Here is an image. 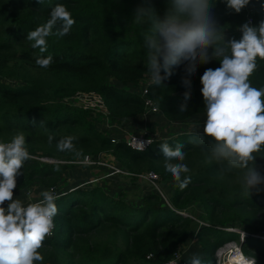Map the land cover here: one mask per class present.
Here are the masks:
<instances>
[{
    "label": "trees",
    "instance_id": "obj_1",
    "mask_svg": "<svg viewBox=\"0 0 264 264\" xmlns=\"http://www.w3.org/2000/svg\"><path fill=\"white\" fill-rule=\"evenodd\" d=\"M56 4L67 5L76 23L70 35L48 38V51L42 55H52L54 62L49 68H41L35 63L40 50L31 48L32 42L25 37L46 22ZM138 6L162 14L164 0H44L43 4L37 0H0V139H10L17 130H23L34 157L25 164L26 179L19 178L17 189L38 185L57 190L65 169L88 166L73 162L77 160L73 154L56 150V141L67 135L78 138L74 143L85 155L96 158L111 154L128 174L116 173L135 186L133 190H120L116 196L107 194L98 183L60 195L54 235L41 250L44 264H166L194 235L205 262L215 264L217 247L237 239L244 253L254 256L257 264H264V240L251 234L264 232V191L242 195L238 170L226 171V163H208L207 145L190 143L195 131L155 138L140 151L97 126L94 120L101 114L63 100L78 91H94L102 98L110 121L119 124L129 120H122L126 116L146 111L145 97L124 86L151 79L144 41L149 26L135 24L132 17ZM217 14L222 23H229L226 28L233 26L232 34L237 37L234 27L244 22L247 14L254 17V23L260 19L249 9L239 16L225 15L223 4ZM258 65L251 78L254 86L264 84V61L258 60ZM218 66L213 61L199 68L187 113L178 112L185 91L180 68L174 69L166 85L155 86L148 80L145 96L166 120L206 114L196 86L205 67ZM110 77L122 86L110 83ZM3 78L18 83L9 84ZM49 135L55 137L51 145ZM165 141L173 147L178 143L185 146L192 182L183 191L164 170L159 146ZM42 157L62 161L61 171L54 172L57 162ZM148 170L158 174L169 204L147 179L138 176ZM141 185H148L149 190L144 191ZM129 196L139 197L141 202L131 203ZM234 224L248 232L243 242L237 231L225 228Z\"/></svg>",
    "mask_w": 264,
    "mask_h": 264
},
{
    "label": "clouds",
    "instance_id": "obj_2",
    "mask_svg": "<svg viewBox=\"0 0 264 264\" xmlns=\"http://www.w3.org/2000/svg\"><path fill=\"white\" fill-rule=\"evenodd\" d=\"M43 4L44 0H37ZM220 4L225 15H242L246 9L260 17L253 22L251 15L236 24L234 32L226 28L217 14ZM133 22L147 24L144 36L146 68L155 86L166 85L174 75V69H182L181 85L185 89L179 113L189 111L193 92V78L203 65L213 61L218 67H205L200 75V92L206 116L202 125L194 122L197 131L190 143L207 145V162L227 164L226 171L238 170L241 194L252 195L264 191V84L254 86L252 77L258 70V60L264 61V0H164L162 14L154 8L138 6L133 12ZM76 20L65 4H56L46 22L27 33L25 39L31 48L41 55L35 63L49 68L54 62L48 51V38L70 35ZM55 29V31H54ZM43 125V121H41ZM74 135L62 136L56 141V150L71 153L74 162L87 164L90 157L77 149ZM55 137L48 136L51 145ZM138 150L143 151L152 139L139 140ZM183 144H160L164 170L183 191L192 182L191 168L185 163L187 153ZM34 157L27 147L23 130H17L10 139H0V264H44L41 251L45 241L54 235L55 217L59 214L57 201L60 195L55 189H45L34 199L29 191L25 199L16 194L19 178L25 176V164ZM82 158V159H80ZM56 163L54 172L61 171ZM246 233H240L243 242ZM190 243V242H189ZM215 264H257V260L245 255L241 248ZM188 264H212L205 262L201 253H193Z\"/></svg>",
    "mask_w": 264,
    "mask_h": 264
},
{
    "label": "crops",
    "instance_id": "obj_3",
    "mask_svg": "<svg viewBox=\"0 0 264 264\" xmlns=\"http://www.w3.org/2000/svg\"><path fill=\"white\" fill-rule=\"evenodd\" d=\"M232 34V31H230ZM230 34V35H231ZM141 83L144 84V81ZM122 84V83H121ZM138 84H126L124 86L131 88L134 86H137ZM134 91V90H133ZM183 93V91H182ZM205 113H196L192 116H190L187 119L184 120H176L174 124H172V121L166 120L163 115L160 113V111H144L138 116L131 117L128 121L124 122L123 124L115 123V127H109L111 129H114L113 131L115 134H113L114 138H123L125 135H128L129 133L133 132H145L148 134L154 135L158 139L162 138H168V137H173L176 134L180 133L183 131L184 127H188L187 123L189 121H196L199 122L203 118L202 116H198ZM160 121V122H159ZM160 123L163 124L160 127ZM194 123V122H193ZM169 126L173 127L172 129L169 128ZM165 127L166 129L162 128ZM185 128V129H186ZM179 129V130H177ZM192 130V129H188ZM187 131V130H185ZM184 132V131H183ZM196 132V131H195ZM104 154H99L97 158L100 159V163L98 164H93V165H88V166H75L74 168L76 170H73L72 167L70 171H65V178H62L59 180V182L62 184L63 181L64 183L61 185L62 190L59 189L60 183L58 184V189L56 190L57 194H59L60 191L67 192L72 188L75 187H90L95 185L96 183L100 184L105 192L109 195L116 196L118 195L120 190H133L135 186L130 184L129 180H126L125 178H122L119 174L115 171L116 168H119L120 166L118 165V162L114 160V157L112 156L109 160V157H103ZM110 155V154H109ZM108 164V165H107ZM107 165L108 167H105ZM120 169V168H119ZM104 171L102 173L101 171ZM123 172V171H120ZM116 173V174H114ZM140 177H143L141 175H138ZM145 180L147 178L143 177ZM147 182L148 179L146 180ZM159 182V180H158ZM150 183V182H149ZM124 184V186H123ZM160 184V183H159ZM159 188L161 189V186L158 185ZM142 188L146 189L144 191L149 190L148 185H141ZM49 189L44 186H38V185H33L32 191H30L35 198L39 196V193L42 190ZM27 188H21L16 190V194L20 195L21 199H25L27 195ZM61 195V193H60ZM132 196H129L128 201L133 203V200H136L134 203L139 204L141 202L140 198H131Z\"/></svg>",
    "mask_w": 264,
    "mask_h": 264
},
{
    "label": "rangeland",
    "instance_id": "obj_4",
    "mask_svg": "<svg viewBox=\"0 0 264 264\" xmlns=\"http://www.w3.org/2000/svg\"><path fill=\"white\" fill-rule=\"evenodd\" d=\"M229 34H231V33H229ZM148 80H151V79L144 80V84H146V82H149ZM3 81H6L9 84H17L18 83V81L14 80V79H11V78H3ZM109 82L112 83V84H114V85L122 86V84L120 82L116 81L112 77L109 78ZM141 82L142 81H140V83L137 86H134V87H131V88H127V90H130V91H133L134 90L133 92H137V93H140L142 95L143 94V86L144 85L142 86L143 83H141ZM63 100L66 101V102L72 103V104H78V105H82L83 107H86V108H91V109H93V112L96 115L97 114H101L102 117H101V115L100 116L97 115L98 118H96L94 120L95 123L97 124V126H99L101 128H104L103 131L106 134H108L110 136L111 135L114 136L113 134H115V133L113 131H115V130L114 129H111L109 127H115V123H117V122H111L110 119L108 118V115H107L108 110H107L104 102L102 101V98L99 96L98 93H96L94 91H89V92L78 91V92H76L73 95L65 96ZM198 116H202V118H203L201 121H199V123L202 125L203 120H204V118H205L206 115L201 114V115H198ZM175 121L176 120L172 121V124H174ZM193 122H196V121H192V122L189 121L187 123V126L188 127L187 128L184 127L183 131L184 132H187V131L188 132H190V131H197V129L193 127ZM162 125L163 124L160 123V127ZM169 128L172 129L173 127L169 126ZM189 128L192 129V130H188ZM163 129H166V128L163 127L162 130ZM177 130H179V129H177ZM185 130H187V131H185ZM108 156H110L109 157V160H110V158L112 157L111 154L110 155L109 154H104L103 155V157H108ZM48 160L58 162V160H54V159H48ZM107 165H105V167H108ZM74 167H75V165H73L72 169L73 170H76ZM119 168H120L119 171H123L124 174H128L127 171H126V169L123 168V166L120 165ZM67 170L70 171L71 168L69 169V167H68ZM67 170L65 169V171H67ZM101 172L104 173L103 170ZM62 178H65V174L63 175ZM58 183H60V182H58ZM63 183H64V181H63ZM156 183L158 185H160L158 181ZM62 184L60 183V187H59V189H61V190H62V187H63V186H61ZM150 184L154 187L153 189L159 193V195L164 200L165 204H169V200L167 198L168 195H167L166 191L163 190L162 188L160 189L159 186L158 187L154 186L151 182H150ZM123 186H124V184H123ZM25 188H27L28 191L29 190L32 191L33 185L27 186ZM60 193H61V195H63L65 192L60 191L59 192V195H60ZM193 218L195 219L196 217H193ZM198 221H199V224L202 223L201 219H199ZM231 227H233V228H241L238 224L237 225L234 224L233 226L227 225V227H225V228L226 229H229V230H232L233 228L230 229ZM241 229H243V228H241ZM243 230H245V229H243ZM256 241L259 242L260 240L259 239H256ZM229 252H232L234 254L235 251L234 250H229V251L226 250V252L223 255L219 256V258L221 259V261L229 254ZM193 253H200V247L197 244V240H196L195 235L190 240V243H187L186 245H183V246L180 247V249H179V251L177 253V260L180 261V262L188 261L189 260V257ZM215 256L218 258L217 255H215Z\"/></svg>",
    "mask_w": 264,
    "mask_h": 264
},
{
    "label": "built area",
    "instance_id": "obj_5",
    "mask_svg": "<svg viewBox=\"0 0 264 264\" xmlns=\"http://www.w3.org/2000/svg\"><path fill=\"white\" fill-rule=\"evenodd\" d=\"M249 15H251V14H247L246 19L249 18ZM251 18H252V20L254 22V17L252 15H251ZM147 83L148 82H146V84H142V86L144 85L143 86V94H142V96L145 97L146 110L155 112V111L159 110L158 107H156L153 104V101L149 97L145 96L146 93H147ZM196 87L200 89L202 87V85L200 83H198ZM112 138H114V137H112ZM148 138H151L153 140L156 137L154 135H152V134H148V133H145V132H133V133H129L128 135H125L123 137V139L125 140L126 144L128 146H130L131 148H135V149H138V147H139V145L137 143L139 140L146 141ZM87 156H89V155H87ZM89 157H90V160H89V162L87 164H82V163H79V162H75V163L81 164V165H93V164H98V163L101 162L100 159L97 158V157L96 158H93L91 156H89ZM41 159L48 160V159H53V158L42 157ZM80 159H82V158H80ZM54 160H56V159H54ZM48 161H50V160H48ZM74 161L75 160H73V162ZM119 170H120L119 168L115 169V171H119ZM138 175H141V176L147 178L154 186L158 187V184L156 182L158 181L159 176H158V174L155 171L148 170L146 172H141ZM28 192L29 191H27V193ZM232 228L233 227H231L230 229H232ZM233 229L239 233V238H240V233L243 232V231L246 233V235H248V232L243 230V229H241V228H233ZM251 234L264 240V232H257V233H251ZM240 241H241V239H240ZM238 247L241 248L240 242L237 239L227 240V241L223 242L220 246L217 247V249L215 250V253H216L215 255L219 254V256H221V255H223L226 252V250L229 251V250L232 249V250L235 251V249L238 248ZM245 255L250 257V258L255 259V257L250 255V254H246L245 253ZM182 263H184V262H180V261L177 260V253L175 254V256L173 258L169 259L166 262V264H182Z\"/></svg>",
    "mask_w": 264,
    "mask_h": 264
},
{
    "label": "water",
    "instance_id": "obj_6",
    "mask_svg": "<svg viewBox=\"0 0 264 264\" xmlns=\"http://www.w3.org/2000/svg\"><path fill=\"white\" fill-rule=\"evenodd\" d=\"M130 118H131L130 116H126V117H124L122 120L130 119Z\"/></svg>",
    "mask_w": 264,
    "mask_h": 264
},
{
    "label": "bare ground",
    "instance_id": "obj_7",
    "mask_svg": "<svg viewBox=\"0 0 264 264\" xmlns=\"http://www.w3.org/2000/svg\"><path fill=\"white\" fill-rule=\"evenodd\" d=\"M232 250V249H231Z\"/></svg>",
    "mask_w": 264,
    "mask_h": 264
}]
</instances>
